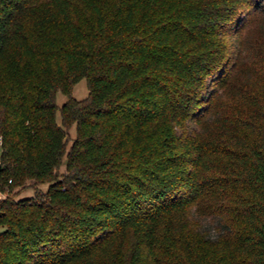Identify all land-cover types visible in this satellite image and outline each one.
<instances>
[{"label": "trees", "instance_id": "trees-1", "mask_svg": "<svg viewBox=\"0 0 264 264\" xmlns=\"http://www.w3.org/2000/svg\"><path fill=\"white\" fill-rule=\"evenodd\" d=\"M0 163V264H264V0H0Z\"/></svg>", "mask_w": 264, "mask_h": 264}, {"label": "rangeland", "instance_id": "rangeland-1", "mask_svg": "<svg viewBox=\"0 0 264 264\" xmlns=\"http://www.w3.org/2000/svg\"><path fill=\"white\" fill-rule=\"evenodd\" d=\"M258 32H257V24H254L253 26H250L248 28V30H244V34L241 37L242 39L246 38V41L252 40L253 38H255L257 36ZM89 93V89L87 86V80L85 77L81 78L79 81H77L75 83V85L73 86L72 89V95L74 97H76L77 99H82L85 98ZM67 99V96L64 92L62 91H57L56 93V102L59 106H61ZM60 113L59 110L57 111V122L60 123ZM75 136V126H73L70 129L69 132V139H68V145L67 148L70 147L71 143H72V139ZM65 169V166L62 165L60 167V172H63ZM38 188H41L43 190L46 189L47 187V183H42V184H38L37 186ZM34 190H35V186L34 185H28L26 187H24L21 192L19 193V195L16 196L17 198H21V197H26V196H31L34 194ZM206 227L209 229V235L211 237H216L218 234V230L215 228V226L211 223H206Z\"/></svg>", "mask_w": 264, "mask_h": 264}, {"label": "built area", "instance_id": "built-area-1", "mask_svg": "<svg viewBox=\"0 0 264 264\" xmlns=\"http://www.w3.org/2000/svg\"><path fill=\"white\" fill-rule=\"evenodd\" d=\"M12 181V179H9V182H11ZM7 196V193L5 192V191H2L1 189H0V199H3V198H5Z\"/></svg>", "mask_w": 264, "mask_h": 264}, {"label": "water", "instance_id": "water-1", "mask_svg": "<svg viewBox=\"0 0 264 264\" xmlns=\"http://www.w3.org/2000/svg\"><path fill=\"white\" fill-rule=\"evenodd\" d=\"M0 171H1V163H0Z\"/></svg>", "mask_w": 264, "mask_h": 264}]
</instances>
